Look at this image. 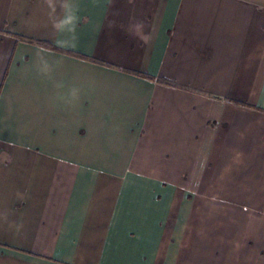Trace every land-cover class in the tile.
<instances>
[{"label": "crops", "instance_id": "1", "mask_svg": "<svg viewBox=\"0 0 264 264\" xmlns=\"http://www.w3.org/2000/svg\"><path fill=\"white\" fill-rule=\"evenodd\" d=\"M72 3L0 0V264H264V0Z\"/></svg>", "mask_w": 264, "mask_h": 264}, {"label": "clouds", "instance_id": "2", "mask_svg": "<svg viewBox=\"0 0 264 264\" xmlns=\"http://www.w3.org/2000/svg\"><path fill=\"white\" fill-rule=\"evenodd\" d=\"M44 3L47 4L48 8L50 9V16L53 19V28L57 32H66L71 34V38L75 41V30L78 23V18L76 16V9L72 3V0H44ZM59 10V14H58ZM139 26L143 28V22H138ZM137 38L141 41V43H147L149 37L146 33H140L137 35ZM44 49H41L40 52L37 53L38 59V71L43 75H48L51 72V65L49 64L48 60L42 54ZM56 89H63L64 84L63 82L55 83ZM78 98V89L71 88L68 90L67 93H57L55 100L56 101H63L68 102L69 100H75ZM7 220V217H3ZM11 226V223H10Z\"/></svg>", "mask_w": 264, "mask_h": 264}, {"label": "trees", "instance_id": "3", "mask_svg": "<svg viewBox=\"0 0 264 264\" xmlns=\"http://www.w3.org/2000/svg\"><path fill=\"white\" fill-rule=\"evenodd\" d=\"M51 49H54V48H51Z\"/></svg>", "mask_w": 264, "mask_h": 264}]
</instances>
